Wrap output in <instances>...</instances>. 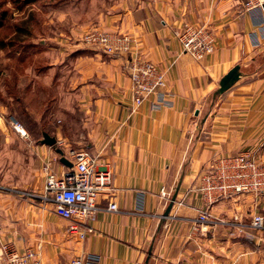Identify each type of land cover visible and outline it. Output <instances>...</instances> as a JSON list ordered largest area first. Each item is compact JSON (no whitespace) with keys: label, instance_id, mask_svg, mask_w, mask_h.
I'll return each mask as SVG.
<instances>
[{"label":"crops","instance_id":"crops-1","mask_svg":"<svg viewBox=\"0 0 264 264\" xmlns=\"http://www.w3.org/2000/svg\"><path fill=\"white\" fill-rule=\"evenodd\" d=\"M97 12L95 24L129 37L134 52L166 72L165 94L136 105L127 50L110 55L82 42L68 46L67 62L54 65L56 80L61 69L71 70V91L80 95L79 114L65 126L73 135L48 126L44 131L57 138L53 146L20 137L22 186H0V245L32 249L43 264L76 256L83 264H264V230L251 234L231 225L234 216L236 226L249 225L264 210V193L213 203L211 222L196 228L203 202L199 192L188 191L219 154L250 150L264 159V59L257 58L264 40L253 41L264 34V10L246 11L241 0H102ZM184 21L215 33V50L201 60L184 52L174 34ZM236 64L240 79L215 96ZM80 148L98 155L111 173L85 237L70 232L71 220L44 198V166L62 175L73 166L61 156L73 162L70 151ZM1 169L0 179L6 178ZM177 186L176 200L184 204L162 219ZM110 200L118 211L106 209Z\"/></svg>","mask_w":264,"mask_h":264},{"label":"rangeland","instance_id":"rangeland-1","mask_svg":"<svg viewBox=\"0 0 264 264\" xmlns=\"http://www.w3.org/2000/svg\"><path fill=\"white\" fill-rule=\"evenodd\" d=\"M84 2L83 5L82 0H0V169L8 173L6 178L0 179V186H22L23 172H19L24 164L20 161L21 134L16 125L23 126L28 136L38 141L48 126L60 129L65 136L73 135L72 129L69 133L65 126L72 115L79 114L80 95L71 91L73 81L68 76L71 70L61 69L60 78L56 80L54 65L57 60V64L67 62L66 56L71 54L67 47L82 42L114 55L84 40V35L95 29L121 36L119 32L95 24L102 0ZM257 58L264 59V54L260 52ZM6 140L9 143H4ZM257 213L264 214V210H257L247 226H236L235 222H240L237 216L231 225L241 230L250 228L251 234L262 231L264 228L253 225Z\"/></svg>","mask_w":264,"mask_h":264},{"label":"built area","instance_id":"built-area-1","mask_svg":"<svg viewBox=\"0 0 264 264\" xmlns=\"http://www.w3.org/2000/svg\"><path fill=\"white\" fill-rule=\"evenodd\" d=\"M241 1L246 11L264 10V0ZM174 34L181 42L184 52L197 60L215 50L216 36L207 24L184 21L174 29ZM260 38L264 40V34L262 37L258 34L253 36L255 46L260 44ZM84 40L114 55L120 54L122 50L129 52L125 68L133 82L136 105L142 104L154 93H160L161 96L165 94L163 90L166 86V72L155 62L134 52L129 37L95 29L87 32ZM16 128L21 136H28V131L23 126L16 125ZM70 154L73 157V168L62 175L50 172L49 166H44L47 171L44 198L53 202L58 215L71 220L68 226L70 232H77L80 237H85L92 230L86 222L94 217L99 208L98 198L108 188L111 173L107 164L100 162L98 155H93L84 148L71 150ZM198 180V185H192L188 190L199 192L203 202L198 209L194 225L196 228L211 221L210 208L213 203L241 193L255 196L264 193V159L250 150L219 154L202 169ZM163 194L166 195L165 191ZM174 204L182 205L184 200H175ZM106 209L118 211L119 207L115 200H110ZM253 225L264 228V214L257 213ZM83 262L82 256H76L63 264ZM0 264L43 263L34 250L21 252L5 243L0 245Z\"/></svg>","mask_w":264,"mask_h":264},{"label":"water","instance_id":"water-1","mask_svg":"<svg viewBox=\"0 0 264 264\" xmlns=\"http://www.w3.org/2000/svg\"><path fill=\"white\" fill-rule=\"evenodd\" d=\"M241 70H240V64H236L234 65L220 80L219 82V87L217 88V90L215 91V96L216 95H220L222 93H224L226 90H228L230 87H232L241 77ZM42 143L44 144H48L50 146H53L57 143V138L54 135H51L50 133L44 131L43 132V138H41L40 140ZM59 152H61V154L63 153L62 150L59 148L58 149ZM61 161L65 162L66 164H68V166L72 167L74 164L72 161H69L65 156H61ZM179 190V186H177L175 192L173 193L170 202L166 208V210L164 211V214L162 215V219H165L166 216L169 215L174 201L176 200L177 197V193ZM159 231V228H158ZM153 245H154V241L152 242L150 248H149V255H151L152 253V249H153Z\"/></svg>","mask_w":264,"mask_h":264},{"label":"trees","instance_id":"trees-1","mask_svg":"<svg viewBox=\"0 0 264 264\" xmlns=\"http://www.w3.org/2000/svg\"><path fill=\"white\" fill-rule=\"evenodd\" d=\"M26 2H33V1H36V0H25Z\"/></svg>","mask_w":264,"mask_h":264}]
</instances>
